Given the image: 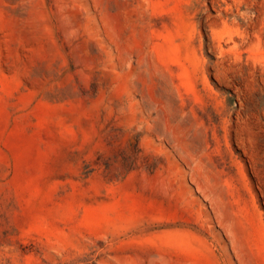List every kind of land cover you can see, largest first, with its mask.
I'll list each match as a JSON object with an SVG mask.
<instances>
[{
    "label": "rangeland",
    "instance_id": "374dc122",
    "mask_svg": "<svg viewBox=\"0 0 264 264\" xmlns=\"http://www.w3.org/2000/svg\"><path fill=\"white\" fill-rule=\"evenodd\" d=\"M0 264H264V0H0Z\"/></svg>",
    "mask_w": 264,
    "mask_h": 264
}]
</instances>
